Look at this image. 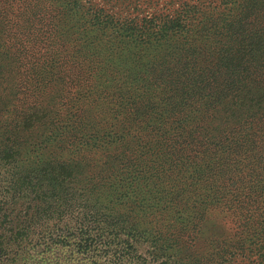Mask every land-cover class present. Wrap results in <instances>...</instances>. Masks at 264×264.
Segmentation results:
<instances>
[{
  "label": "trees",
  "instance_id": "1",
  "mask_svg": "<svg viewBox=\"0 0 264 264\" xmlns=\"http://www.w3.org/2000/svg\"><path fill=\"white\" fill-rule=\"evenodd\" d=\"M102 11L0 0V103L14 95L0 120V264H235L247 250L235 222L264 211V112L227 121L248 85L264 88V3L121 22ZM110 29L135 35L132 51L113 56ZM58 129L51 148L35 144ZM215 208L237 227L206 230Z\"/></svg>",
  "mask_w": 264,
  "mask_h": 264
},
{
  "label": "rangeland",
  "instance_id": "2",
  "mask_svg": "<svg viewBox=\"0 0 264 264\" xmlns=\"http://www.w3.org/2000/svg\"><path fill=\"white\" fill-rule=\"evenodd\" d=\"M220 0H89L90 7L92 8V12L97 9H102V14H110L114 20H117L118 22H121V20H125V18L133 17L135 14L136 19L140 16L144 15H151L156 14L157 16H163L166 13H170L172 10L177 9L180 7L181 4H191V3H201L204 6H213L215 3H217ZM258 4L264 3V0H256ZM109 33V32H108ZM110 35H111V42L109 50L113 53H122L125 54L128 51H132L134 48V38L135 35H124L125 33L116 34L112 29H110ZM118 36V37H116ZM252 82V78L248 79L246 83ZM256 85V84H254ZM253 83L251 86L248 85V95L249 98L252 100L247 102V107L243 106L244 109L237 111H234L233 117H231L227 121L229 124H234L238 118H241L240 121H242L243 117L245 115H248L249 113L256 112V110H260V112H264V88L261 86H254ZM250 88V89H249ZM259 96H261L259 98ZM53 97V96H52ZM3 101L0 103V120H5L8 117H10V113L12 115L13 110V102H14V95L12 93H7L3 96ZM55 102L51 101L49 102V106H54ZM95 107V106H94ZM92 108V107H91ZM86 110H90V107L87 106ZM69 118V117H68ZM222 119H220L221 122ZM239 121V122H240ZM1 126V125H0ZM61 129L56 130L51 135L43 136L39 138L35 144L40 145V149H49L51 148L57 141L60 134ZM133 134L135 131L132 132ZM210 138H215V135L219 134V129H211L210 130ZM96 141L91 142L89 147H94V144ZM77 151L78 152H84L89 151L90 153H93L95 151L94 148H90V150H86L87 144H84L82 142V145H80L79 142H76ZM84 145V146H83ZM98 146H103V144H100ZM97 146V147H98ZM119 147L122 150H126L127 152L133 153L135 151V144L131 141H125L123 144H119ZM89 149V148H87ZM92 154V155H97ZM249 212H242V215L237 219L235 222V225L239 226V236L242 241L245 243V247H247V250L251 251H245V253H242V251L239 253V255L235 259V264H257V250L258 248L264 246V211H260L257 209L256 204L253 203L251 208H249ZM222 210L215 208L211 209L207 212V217L204 219V226L206 230H211L215 228L216 225L220 224H227L229 227H237L232 224L231 217L228 219L224 218V214L221 212ZM235 220V219H234ZM243 234V235H242ZM210 238H203L199 241V247H195V250L197 252H201V254H205L207 258V248L210 245ZM138 248V252L144 254L145 251L148 248V245L146 243H138L136 244ZM150 249V248H149ZM148 254V253H146ZM150 257V256H149ZM215 258V255H214ZM159 260H166L165 256L160 257ZM156 263V262H155ZM154 263V264H155Z\"/></svg>",
  "mask_w": 264,
  "mask_h": 264
}]
</instances>
